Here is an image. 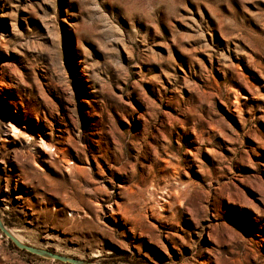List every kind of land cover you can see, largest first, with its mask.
Segmentation results:
<instances>
[{
	"label": "rangeland",
	"instance_id": "obj_1",
	"mask_svg": "<svg viewBox=\"0 0 264 264\" xmlns=\"http://www.w3.org/2000/svg\"><path fill=\"white\" fill-rule=\"evenodd\" d=\"M0 214L90 264H264V0H0Z\"/></svg>",
	"mask_w": 264,
	"mask_h": 264
},
{
	"label": "water",
	"instance_id": "obj_2",
	"mask_svg": "<svg viewBox=\"0 0 264 264\" xmlns=\"http://www.w3.org/2000/svg\"><path fill=\"white\" fill-rule=\"evenodd\" d=\"M0 228L7 235V237H9L11 239V241L20 249H23V250L28 251V252L33 253V254L47 256V257H50L53 259H58V260H61L63 262H68V263H72V264H90V263L85 262L79 258L62 255V254L53 252L51 250L38 248V247L29 245L25 242L20 241L15 236H13V234H11V232L7 229L3 219L1 217V214H0Z\"/></svg>",
	"mask_w": 264,
	"mask_h": 264
},
{
	"label": "bare ground",
	"instance_id": "obj_3",
	"mask_svg": "<svg viewBox=\"0 0 264 264\" xmlns=\"http://www.w3.org/2000/svg\"><path fill=\"white\" fill-rule=\"evenodd\" d=\"M5 226H6L7 229L11 232V234H13V236H15V237H16L17 239H19L20 241L25 242L24 239H23V237H22L19 233H17L14 229L9 228L7 225H5Z\"/></svg>",
	"mask_w": 264,
	"mask_h": 264
},
{
	"label": "trees",
	"instance_id": "obj_4",
	"mask_svg": "<svg viewBox=\"0 0 264 264\" xmlns=\"http://www.w3.org/2000/svg\"><path fill=\"white\" fill-rule=\"evenodd\" d=\"M16 247V246H15Z\"/></svg>",
	"mask_w": 264,
	"mask_h": 264
}]
</instances>
